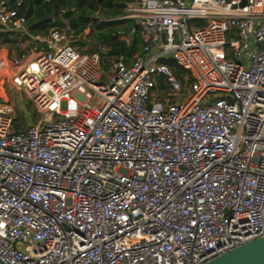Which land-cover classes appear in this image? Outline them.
<instances>
[{
	"label": "built area",
	"instance_id": "obj_1",
	"mask_svg": "<svg viewBox=\"0 0 264 264\" xmlns=\"http://www.w3.org/2000/svg\"><path fill=\"white\" fill-rule=\"evenodd\" d=\"M119 18L129 59L33 33L0 0V32L26 43L1 67L38 113L16 128L0 101L2 264H203L264 236V0H132Z\"/></svg>",
	"mask_w": 264,
	"mask_h": 264
},
{
	"label": "trees",
	"instance_id": "obj_2",
	"mask_svg": "<svg viewBox=\"0 0 264 264\" xmlns=\"http://www.w3.org/2000/svg\"><path fill=\"white\" fill-rule=\"evenodd\" d=\"M9 4L25 16L33 33H46L49 28L58 25L68 29V32L72 31L73 35H80L89 28L88 35L94 41L89 52H100L103 58L124 56L129 59L139 50L137 34L131 35L128 41L122 38L135 25L131 18H119L124 15L126 5L123 0H20L18 4L9 0ZM0 41L18 42V35L0 32ZM73 43L78 45L84 41L75 39ZM102 49H105L104 53ZM174 71L182 78L183 70L175 66ZM2 101L8 102V97L4 96ZM15 127L18 128V124Z\"/></svg>",
	"mask_w": 264,
	"mask_h": 264
},
{
	"label": "rangeland",
	"instance_id": "obj_3",
	"mask_svg": "<svg viewBox=\"0 0 264 264\" xmlns=\"http://www.w3.org/2000/svg\"><path fill=\"white\" fill-rule=\"evenodd\" d=\"M68 32V29H66ZM89 28L80 35H73L72 31H69L70 40L81 39L84 41L83 44L79 45V51L83 53H90L89 50L93 47V39L88 35ZM25 47L26 43H4L0 41V101L3 100L4 96L8 97V100L15 106V116L18 122V128H25L29 122L34 121L37 118V112L33 105L29 102L26 96L15 90L10 83L8 72L1 67L3 61L9 59L13 54H16L19 47Z\"/></svg>",
	"mask_w": 264,
	"mask_h": 264
},
{
	"label": "water",
	"instance_id": "obj_4",
	"mask_svg": "<svg viewBox=\"0 0 264 264\" xmlns=\"http://www.w3.org/2000/svg\"><path fill=\"white\" fill-rule=\"evenodd\" d=\"M203 264H264V236L241 243Z\"/></svg>",
	"mask_w": 264,
	"mask_h": 264
},
{
	"label": "crops",
	"instance_id": "obj_5",
	"mask_svg": "<svg viewBox=\"0 0 264 264\" xmlns=\"http://www.w3.org/2000/svg\"><path fill=\"white\" fill-rule=\"evenodd\" d=\"M130 1H132V0H123V2L125 3V5H126V3H128V2H130ZM124 13H125V8H124ZM125 35H127V34H125ZM122 36H124V35H122ZM131 36H129V38H130ZM129 38H128V40H129ZM125 41H128V40H126L125 38H123Z\"/></svg>",
	"mask_w": 264,
	"mask_h": 264
}]
</instances>
